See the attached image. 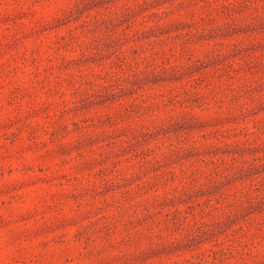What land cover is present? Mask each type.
<instances>
[{"label": "rangeland", "instance_id": "374dc122", "mask_svg": "<svg viewBox=\"0 0 264 264\" xmlns=\"http://www.w3.org/2000/svg\"><path fill=\"white\" fill-rule=\"evenodd\" d=\"M0 264H264V0H0Z\"/></svg>", "mask_w": 264, "mask_h": 264}]
</instances>
